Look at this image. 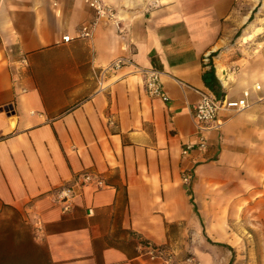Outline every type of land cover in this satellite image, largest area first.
Returning <instances> with one entry per match:
<instances>
[{
  "label": "crops",
  "instance_id": "0c3cea01",
  "mask_svg": "<svg viewBox=\"0 0 264 264\" xmlns=\"http://www.w3.org/2000/svg\"><path fill=\"white\" fill-rule=\"evenodd\" d=\"M101 1L123 36L84 0H0V264H157L142 241L179 249L189 236L232 246L214 234L237 232L222 205L240 201L264 250V27L232 43L239 0ZM119 57L159 71L168 101L148 97L132 67L99 86ZM247 89L250 107L220 111L206 149L184 155L199 93ZM81 173L105 187L83 188L64 212L55 193Z\"/></svg>",
  "mask_w": 264,
  "mask_h": 264
},
{
  "label": "built area",
  "instance_id": "2783aa9c",
  "mask_svg": "<svg viewBox=\"0 0 264 264\" xmlns=\"http://www.w3.org/2000/svg\"><path fill=\"white\" fill-rule=\"evenodd\" d=\"M85 3L96 12L97 18H103L111 21L118 34L123 36V29L120 28V21L116 18L115 10L105 5L101 0H84ZM92 35V30L89 27H82L78 38L87 39ZM64 43L70 41L69 36L62 38ZM208 55L202 59L204 63L208 62ZM134 69V72L139 73L143 79L144 89L148 97L157 99L166 103L168 96L164 92L161 83V73L151 67H140L131 58L119 57L113 60L108 66L101 70L98 74L99 86L102 84V77L105 74L115 73L123 68ZM259 90V87H256ZM199 101L192 106L191 114L198 132L197 140L194 143L186 144L182 153L186 155L192 150L203 151L207 147V134L210 131L218 130L222 123L218 120L220 111H234L242 112L250 107V90H244L241 97L237 99H229L226 96L217 97L209 90H203L199 93ZM184 183L189 182L188 177L183 178ZM85 187H93L95 189H102L105 187L103 179L91 173H81L74 177L70 183L62 185L55 193L54 201L61 209L66 212L69 211L74 204L75 199L80 195ZM141 255L151 263L157 264H196V260L192 256H187L181 261L177 258L168 247L156 246L150 242H141Z\"/></svg>",
  "mask_w": 264,
  "mask_h": 264
},
{
  "label": "rangeland",
  "instance_id": "374dc122",
  "mask_svg": "<svg viewBox=\"0 0 264 264\" xmlns=\"http://www.w3.org/2000/svg\"><path fill=\"white\" fill-rule=\"evenodd\" d=\"M234 9L237 10L236 17L233 18V27L229 30L230 38L232 43L240 40L244 43L249 41L250 43V33L253 34L254 28L264 27V0H239L238 4L234 5ZM234 16V15H233ZM229 21V20H228ZM230 23V21H229ZM237 23V24H236ZM251 30V31H250ZM257 29L255 30V32ZM224 210L234 211L237 215L236 217H231L227 219L229 227L237 228V232L230 234L228 229V234L223 233L222 227H218V239L225 240L228 238V242L232 246L227 244H222L220 246L215 243L207 244L206 249L203 248L202 244L197 240L193 241L192 236H189V241L187 244H181V248L173 249L169 248L177 261L183 260L187 256H192L196 260V264H201L198 255L200 252H207L212 255L215 253L221 255L223 259L226 257L230 258V264H262L264 263V250H262V245L257 240V235L251 234L250 236V202L240 201L238 203H224L222 205ZM210 221L217 223L220 221L218 218H211ZM255 222H257L255 220ZM220 228V229H219ZM220 231V233H219ZM233 240L230 242V238ZM251 237L254 239L250 244ZM204 264V263H202Z\"/></svg>",
  "mask_w": 264,
  "mask_h": 264
},
{
  "label": "trees",
  "instance_id": "16d2710c",
  "mask_svg": "<svg viewBox=\"0 0 264 264\" xmlns=\"http://www.w3.org/2000/svg\"><path fill=\"white\" fill-rule=\"evenodd\" d=\"M205 80H206V79H205ZM206 84H207V86H208L209 88H211L212 90L214 89V82H212V79H211L210 82H207V80H206ZM220 246H223V245H220Z\"/></svg>",
  "mask_w": 264,
  "mask_h": 264
}]
</instances>
